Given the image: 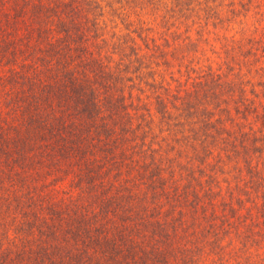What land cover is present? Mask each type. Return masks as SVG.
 <instances>
[{
  "label": "trees",
  "instance_id": "16d2710c",
  "mask_svg": "<svg viewBox=\"0 0 264 264\" xmlns=\"http://www.w3.org/2000/svg\"><path fill=\"white\" fill-rule=\"evenodd\" d=\"M0 264H264V0H0Z\"/></svg>",
  "mask_w": 264,
  "mask_h": 264
}]
</instances>
